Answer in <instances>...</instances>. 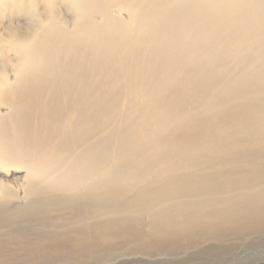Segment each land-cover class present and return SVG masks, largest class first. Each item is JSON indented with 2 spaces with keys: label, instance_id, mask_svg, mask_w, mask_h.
Returning a JSON list of instances; mask_svg holds the SVG:
<instances>
[{
  "label": "bare ground",
  "instance_id": "1",
  "mask_svg": "<svg viewBox=\"0 0 264 264\" xmlns=\"http://www.w3.org/2000/svg\"><path fill=\"white\" fill-rule=\"evenodd\" d=\"M0 7V264L264 247V0Z\"/></svg>",
  "mask_w": 264,
  "mask_h": 264
},
{
  "label": "rangeland",
  "instance_id": "2",
  "mask_svg": "<svg viewBox=\"0 0 264 264\" xmlns=\"http://www.w3.org/2000/svg\"><path fill=\"white\" fill-rule=\"evenodd\" d=\"M0 17L2 19L5 20H1L2 23H0V39H5L6 37H4L5 35L2 34L4 29L6 28L5 26H7L10 23H26L29 21V17L27 14H14V13H9L5 7H0ZM3 35V36H2ZM16 40H9L7 42H3L0 43V45H5L6 47V51H2L4 58L6 59V61H8L9 63H12V61L10 60V58L12 57V52H10V47L11 44L13 42H15ZM2 47V46H1ZM1 53V52H0ZM13 65V64H10ZM11 71V67H9L7 69V72L9 73ZM11 73V72H10ZM2 106V102L0 99V108ZM7 108V107H6ZM24 173H11L12 178L17 177V176H21ZM125 249L118 251L117 254L107 257L102 263H98V264H264V247L260 248V249H244V250H240V251H233L231 252V254L228 255H224L221 257H214V256H207V255H202L199 253L196 254H191L188 257H183L182 259L173 261L171 260V258L169 257V260H159L158 257H151V256H140V255H136L140 252H135L134 254H131L129 252V250L124 251ZM226 253V252H225ZM199 256H198V255ZM221 254L220 252L217 253ZM194 258H193V257ZM161 258V257H160ZM166 258V257H165ZM193 258V259H192ZM209 258V259H208ZM196 259V260H195ZM214 259V260H212ZM185 260V263H184ZM106 262V263H105ZM89 264H94V262L89 263ZM97 264V263H96Z\"/></svg>",
  "mask_w": 264,
  "mask_h": 264
}]
</instances>
